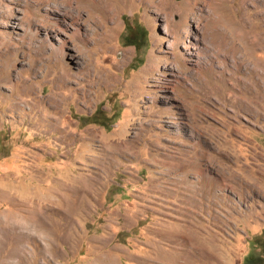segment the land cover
I'll use <instances>...</instances> for the list:
<instances>
[{"label":"rangeland","instance_id":"1","mask_svg":"<svg viewBox=\"0 0 264 264\" xmlns=\"http://www.w3.org/2000/svg\"><path fill=\"white\" fill-rule=\"evenodd\" d=\"M211 2L0 0V264H264V0Z\"/></svg>","mask_w":264,"mask_h":264},{"label":"bare ground","instance_id":"2","mask_svg":"<svg viewBox=\"0 0 264 264\" xmlns=\"http://www.w3.org/2000/svg\"><path fill=\"white\" fill-rule=\"evenodd\" d=\"M187 1H189V0H187ZM214 1H216V0H214ZM221 1H223V0H221ZM225 1V0H224ZM209 3V2H208ZM212 5H211V13H213V14H216L217 12H219V9H220V7L219 6H217V5H215V3L213 2V0H212ZM210 8V7H209ZM220 13V12H219ZM218 19V20H217ZM220 19H219V15L217 16V17H211L210 19H209V21H210V25H214L213 23H216V22H218ZM200 43V42H199ZM196 45V44H195ZM187 49H188V54H192L193 55V61L195 62V64H199L200 63V57H201V53H200V50L196 47H192L191 48V46H187ZM195 56V57H194ZM259 102V101H258Z\"/></svg>","mask_w":264,"mask_h":264},{"label":"trees","instance_id":"3","mask_svg":"<svg viewBox=\"0 0 264 264\" xmlns=\"http://www.w3.org/2000/svg\"><path fill=\"white\" fill-rule=\"evenodd\" d=\"M128 28H127V26H126V30H127ZM128 37V38H131V37H136V33H135V31L133 32V30H130L127 34L125 33L123 36H122V38H124V37ZM137 36H138V34H137ZM131 44H133L134 45V47H135V50H137L138 49V46H135V44L134 43H131ZM138 63H139V61H138Z\"/></svg>","mask_w":264,"mask_h":264}]
</instances>
